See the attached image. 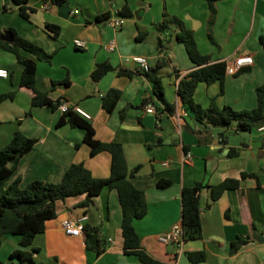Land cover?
Returning a JSON list of instances; mask_svg holds the SVG:
<instances>
[{"label": "crops", "instance_id": "obj_1", "mask_svg": "<svg viewBox=\"0 0 264 264\" xmlns=\"http://www.w3.org/2000/svg\"><path fill=\"white\" fill-rule=\"evenodd\" d=\"M135 1L67 0L66 4L56 5L51 0H28L27 6L33 11L26 20L11 0H0V40L11 28L52 53L49 62L37 61L36 87L53 100L77 104L88 112L97 140L121 145L130 181L144 192L147 204L146 214L133 222L144 251L159 261L176 259L179 264H264V129L239 132L234 125L205 127L187 113L176 87L196 66L180 43H172L159 52L155 41L159 33L153 24L162 19L163 10L153 11L150 0H144L141 7ZM181 2L180 12L186 18L173 14L193 30L201 54L212 62L229 63L240 56L252 58V64L225 75L222 92L218 82L198 84L194 101L202 107L213 101L218 107L229 105L235 110L255 108V89L264 83V49L259 41L264 39V0H217L210 28L213 43L208 38L206 1ZM124 4L132 12L139 10L141 16L133 14L120 27L96 18L105 13L111 15ZM74 9L78 13H73ZM46 24L59 27L56 37L46 30ZM138 30L147 32L142 41L135 39ZM76 38L85 40V46H75ZM109 40H114L113 51L103 48ZM131 55L144 56L148 67L155 66L160 55L165 59L162 86L165 99L172 105L171 113L162 108L155 112L145 111V106L135 108L145 99H155L151 84L143 75L120 76L115 70L98 81L92 79L93 68L104 61L116 69L138 68L127 60ZM0 66L9 72L7 78H0V149L16 131L36 139L30 151L9 163L13 173L8 183L16 178L21 186L33 180L57 183L72 163H82L95 178L108 177L109 153L102 151L92 156L89 146L82 142L80 128L56 127L62 114L59 108L31 105L30 95L19 88L22 67L14 54L0 48ZM110 88L119 89L121 96L114 109L106 112L101 97ZM124 108L127 110L121 118ZM186 151L192 154L191 163L182 160ZM164 161L168 164L164 165ZM242 173L254 177H242ZM225 178L239 179L238 188L224 191L209 205L208 193L204 191L201 239L185 242L183 253L176 256L175 246L160 243L157 236L180 222L182 189L197 182L217 184ZM161 179L169 181L168 185L159 187L157 182ZM83 198L82 195L57 202L56 216L46 221L44 231L35 236L32 246L23 249H37L32 254L33 262L25 264H142L135 255L123 251L117 191L103 188L87 207L79 205ZM81 215H86L81 233L66 235L61 221ZM238 239L243 243L232 251L231 245ZM18 240L11 234L2 237V264H19L10 257L20 249ZM97 247L103 248L99 254ZM197 250L205 252L204 261L189 262L185 253Z\"/></svg>", "mask_w": 264, "mask_h": 264}, {"label": "trees", "instance_id": "obj_2", "mask_svg": "<svg viewBox=\"0 0 264 264\" xmlns=\"http://www.w3.org/2000/svg\"><path fill=\"white\" fill-rule=\"evenodd\" d=\"M28 0H11V3L18 6L21 17L28 20L32 8L27 6ZM208 9V38L213 43L210 28L216 15L217 0H205ZM56 5H63L67 0H51ZM123 18L133 17V12L127 4H124L116 13ZM109 13L97 15V19H107ZM158 31L156 45L159 52L165 50L172 43H180L184 46L190 61L196 66L187 72L177 83L176 93L187 113L202 123L205 127H224L231 125L239 132L251 131L264 126V83L256 89L257 105L249 110H235L229 105L218 107L211 101L207 107H202L194 101V92L198 84H210L218 82L220 92L225 73V61H210L207 55H203L197 48L193 30L186 27L183 19L176 15H169L163 11L162 19L153 24ZM174 26L173 35L170 34ZM46 30L54 37L58 35L59 27L46 24ZM11 32L12 41L0 40V48L14 54L16 61L21 65V77L19 88L30 95L31 105L34 107H48L56 110L61 103L60 99H51L46 92L40 91L35 85V75L37 61L49 62L52 53L46 52L39 45L21 37L15 30L7 29ZM147 32L138 30L135 37L136 41L146 38ZM264 49V39H259ZM30 56H26L23 53ZM166 61L160 55L155 66L147 69L124 67L115 68L108 61L100 62L95 65L91 72L94 81L101 79L106 73L115 71L117 75L132 77L136 74L143 75L151 84V92L155 99H145L137 109H142L149 103L157 104L156 109H163L171 113L173 108L164 97L162 86V76ZM242 69V68H241ZM239 69V70H241ZM4 94L3 96H9ZM121 96V91L117 88L108 89L101 97L102 107L106 112H111ZM160 104V105H159ZM127 108L120 111L123 118ZM69 125L77 127L83 131L82 142L89 146L90 155H95L105 151L110 155V171L106 178H95L82 163H72L63 173L61 180L57 183L33 180L24 186L20 185L19 179H14L8 183L12 176V169L9 166L11 161H15L25 155L36 142L35 138L27 137L20 131H16L9 143L0 149V245L2 237L7 234L18 236L19 248L10 254L11 258H16L19 264L32 263V254L37 249L31 248L30 251H23L32 246L37 234L45 229L47 220L56 216V204L60 200L69 197L84 196L79 203L82 207L89 206L93 198L97 196L103 188L115 189L118 193L122 218L121 236L123 241V251L126 254L135 255L142 264H169L155 259L144 251L140 245V238L135 231L133 222L142 218L147 211V204L144 192L135 187L130 181L128 167L124 157L123 149L119 143L102 142L94 137V129L89 120L79 114L67 110L62 112L57 119L55 126ZM242 177L253 176L250 173H242ZM169 181L159 180L157 185L164 187ZM239 179L225 178L217 184L195 183L193 186L184 187L181 194V226L185 242L197 241L201 239L202 229L200 221L201 199L204 191L208 193L207 205L218 199L226 190L237 189ZM243 243L242 239L234 241L231 245L235 251ZM103 248H96L97 254ZM187 260L191 263H200L205 259L203 250L187 251ZM0 264L1 261H0Z\"/></svg>", "mask_w": 264, "mask_h": 264}, {"label": "built area", "instance_id": "obj_3", "mask_svg": "<svg viewBox=\"0 0 264 264\" xmlns=\"http://www.w3.org/2000/svg\"><path fill=\"white\" fill-rule=\"evenodd\" d=\"M118 11V10H117ZM117 11H113L111 15L107 18V22L112 27H120L124 21L125 18L118 16L116 13ZM73 13H78L77 9L73 10ZM73 43L75 46L81 48L85 46V40L82 39H74ZM115 47L114 40H109L107 43L103 45V48L108 51H113ZM128 61L133 62L138 66L140 69H147V61L144 56L141 55H131L127 57ZM252 64V58L251 56H240L235 58L232 62L226 63L225 67V73L226 74H233L237 70L241 69L242 67L246 65ZM9 75V72L6 68L0 66V78H7ZM58 108L65 112L67 110H71L83 118L89 120L91 118L90 114L86 112L84 109H82L77 104H68L67 102L61 101ZM145 111L147 112H155L156 107L153 104H147L145 106ZM259 129H264V126L260 127ZM184 163H191L192 161V154L190 151H186L184 153V156L182 158ZM164 165L168 164V161L163 162ZM86 219V215H81L78 217H67L61 221V225L63 228V231L66 235L69 236H77L81 233L82 230V221ZM157 239L162 244H173L176 248V256H180L184 251V244L185 240L183 238V231L181 223H175L173 224L168 230L158 234ZM169 264H179L176 259L169 262Z\"/></svg>", "mask_w": 264, "mask_h": 264}, {"label": "rangeland", "instance_id": "obj_4", "mask_svg": "<svg viewBox=\"0 0 264 264\" xmlns=\"http://www.w3.org/2000/svg\"><path fill=\"white\" fill-rule=\"evenodd\" d=\"M149 3V2H146ZM152 10H156L160 12V10L165 11L169 15H176L178 14L179 17L181 18H186V15L180 12V5H181V0H150ZM198 5V2H196ZM134 4H137V0L134 2ZM149 8V6H148ZM176 13V14H173ZM138 16H141L138 13ZM203 30L199 31L202 32ZM171 33H174V26L171 28Z\"/></svg>", "mask_w": 264, "mask_h": 264}, {"label": "water", "instance_id": "obj_5", "mask_svg": "<svg viewBox=\"0 0 264 264\" xmlns=\"http://www.w3.org/2000/svg\"><path fill=\"white\" fill-rule=\"evenodd\" d=\"M144 0H140V2H137V6L138 7H141V6H143L144 5ZM182 4V3H181ZM180 7H181V5H180ZM138 12H139V10H136V11H134L133 12V14L135 15V17H138ZM3 40H5V41H12V35H11V32H9L8 30L6 31V35H3L2 37H1ZM92 243V242H91Z\"/></svg>", "mask_w": 264, "mask_h": 264}]
</instances>
